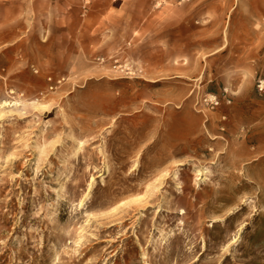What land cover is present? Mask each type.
I'll use <instances>...</instances> for the list:
<instances>
[{
	"label": "rangeland",
	"instance_id": "374dc122",
	"mask_svg": "<svg viewBox=\"0 0 264 264\" xmlns=\"http://www.w3.org/2000/svg\"><path fill=\"white\" fill-rule=\"evenodd\" d=\"M0 264H264V0H0Z\"/></svg>",
	"mask_w": 264,
	"mask_h": 264
},
{
	"label": "built area",
	"instance_id": "2783aa9c",
	"mask_svg": "<svg viewBox=\"0 0 264 264\" xmlns=\"http://www.w3.org/2000/svg\"><path fill=\"white\" fill-rule=\"evenodd\" d=\"M48 81L52 83V78L49 77V78H48ZM59 82H60V81H59ZM53 88H54V86L51 84V85H50V89L52 90ZM41 94H43V93H41Z\"/></svg>",
	"mask_w": 264,
	"mask_h": 264
},
{
	"label": "bare ground",
	"instance_id": "6f19581e",
	"mask_svg": "<svg viewBox=\"0 0 264 264\" xmlns=\"http://www.w3.org/2000/svg\"><path fill=\"white\" fill-rule=\"evenodd\" d=\"M161 165V164H160ZM135 167V166H134ZM61 185V184H60ZM61 187V186H60ZM63 187V186H62ZM65 187V186H64ZM91 187V186H90ZM179 187V186H178ZM63 191V190H62ZM61 195V194H60ZM86 195V194H85ZM81 203V202H80ZM169 235H170V233H169ZM144 257H145V255H144Z\"/></svg>",
	"mask_w": 264,
	"mask_h": 264
}]
</instances>
